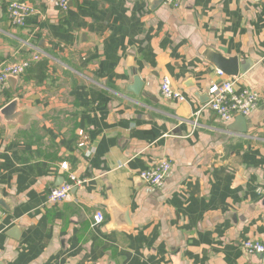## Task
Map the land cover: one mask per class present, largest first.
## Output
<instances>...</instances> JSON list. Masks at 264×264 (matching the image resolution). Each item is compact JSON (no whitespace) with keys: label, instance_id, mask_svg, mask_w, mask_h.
Instances as JSON below:
<instances>
[{"label":"crops","instance_id":"obj_1","mask_svg":"<svg viewBox=\"0 0 264 264\" xmlns=\"http://www.w3.org/2000/svg\"><path fill=\"white\" fill-rule=\"evenodd\" d=\"M9 1L0 60L45 55L0 90V110L19 98L31 114L13 131L0 114V264H264L242 245L264 242V0H72L66 12L24 0L45 13L26 27L9 22ZM208 51L236 56L241 86L259 91L246 133L205 107L233 78ZM164 76L185 101L163 98ZM165 159L153 188L140 172ZM63 162L86 182L51 204Z\"/></svg>","mask_w":264,"mask_h":264},{"label":"built area","instance_id":"obj_2","mask_svg":"<svg viewBox=\"0 0 264 264\" xmlns=\"http://www.w3.org/2000/svg\"><path fill=\"white\" fill-rule=\"evenodd\" d=\"M72 0H57L61 11H68L71 7ZM173 7L180 5L179 0H165ZM7 18L15 27H26L28 20L37 15L45 18V13L36 6L24 0H10L6 8ZM45 55L42 49L36 48L29 56H23L17 61L0 60V90L5 86L9 77H19L33 65L39 62ZM219 75H223L222 70H218ZM161 93L167 100L185 101V96L173 87L172 80L169 76H164L161 82ZM209 100L205 104L216 115L225 122H231L238 115L249 116L259 105V91L246 86H241L240 78L233 77L222 82L213 83L208 90ZM201 110L197 111L196 115ZM195 125L197 121L194 122ZM82 139L79 146H86L88 136L81 130L79 133ZM171 161L162 160L155 166L140 172L141 178L151 187L160 188L164 185L165 180L171 171ZM61 168L69 172V178L59 186H54L49 190L47 201L51 204L60 202H73V190L82 186L86 180L81 179L75 172L69 170L67 162L61 164ZM104 213L97 210L93 215V225L98 226L104 222ZM243 248L248 254H264V242L257 239H245L242 243ZM65 264V263H63Z\"/></svg>","mask_w":264,"mask_h":264},{"label":"water","instance_id":"obj_3","mask_svg":"<svg viewBox=\"0 0 264 264\" xmlns=\"http://www.w3.org/2000/svg\"><path fill=\"white\" fill-rule=\"evenodd\" d=\"M82 43H87V36L83 34ZM209 60L215 64L218 68H221L223 72L227 73L232 77H238L240 73L239 61L236 56L225 57L217 52L211 53L208 51ZM14 77V76H11ZM10 77V78H11ZM127 89L131 90L136 95H140L143 89V81L138 74L134 75L133 83L127 85ZM0 114L3 119V123L7 126L10 131L17 129L18 126H24V120H28L31 117L29 110L27 108L20 106V99L14 98L9 103H7L4 107L1 108ZM236 122L240 123L238 130L242 133H246L248 131L247 118L244 115H239L236 117ZM63 182H64V178ZM62 182V183H63ZM116 205L113 206V211H116ZM118 212V210L116 211ZM113 212V213H116ZM132 221H129L128 227H131Z\"/></svg>","mask_w":264,"mask_h":264}]
</instances>
